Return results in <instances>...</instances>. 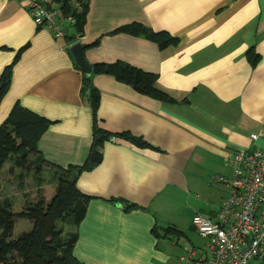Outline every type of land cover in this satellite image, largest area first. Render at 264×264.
<instances>
[{
  "label": "crops",
  "instance_id": "0c3cea01",
  "mask_svg": "<svg viewBox=\"0 0 264 264\" xmlns=\"http://www.w3.org/2000/svg\"><path fill=\"white\" fill-rule=\"evenodd\" d=\"M23 2L0 0V77L17 59L0 127L16 104L53 122L38 144L51 165L82 166L92 144L73 45L87 46L90 66L125 62L156 75V88L176 101L163 104L110 76L93 78L99 127L155 150L114 139L103 146V162L80 175L77 189L91 200L74 256L82 264H181L189 245L194 255L187 264H207L208 242L187 232L195 215L216 220L229 196L212 177L232 178L228 158L235 153L264 151V0H88L84 36L75 44L67 39L70 23H59L64 36L56 38L36 27ZM132 24L178 44L162 50L145 37L115 33ZM252 48L260 57L256 68L246 57ZM2 197L14 202L13 195ZM155 228L160 236L174 228L183 237L158 239Z\"/></svg>",
  "mask_w": 264,
  "mask_h": 264
},
{
  "label": "trees",
  "instance_id": "16d2710c",
  "mask_svg": "<svg viewBox=\"0 0 264 264\" xmlns=\"http://www.w3.org/2000/svg\"><path fill=\"white\" fill-rule=\"evenodd\" d=\"M51 5L60 6L65 17L72 18L73 36H69V44H75L84 36L85 24L89 12L88 0H50ZM115 33L129 36L145 37L155 42L162 50L176 46L178 40L167 33H154L139 24L122 27ZM95 42L93 46H96ZM87 46L84 47L86 49ZM252 68L260 63V57L252 48L247 53ZM17 60V59H16ZM15 60V62H16ZM14 62V63H15ZM14 63L12 65H14ZM7 67L0 77V103L7 95L12 78L13 66ZM105 75L118 82L130 86L137 93L168 104L176 103L167 94L156 88L158 77L146 73L128 64H93L91 74H83L81 97L89 103L92 113V144L88 157L82 166L61 167L51 165L41 153L38 144L53 122L16 104L8 118L0 127V174L8 163L23 172L17 177L21 182L26 174L32 175L37 191V199L25 203L20 211L15 212L13 202L3 198V187L0 184V264H82L74 256V248L78 242V227L87 213L91 197L77 189V181L83 173L92 172L103 162L102 149L106 142L114 139L124 140L141 149H154L141 138L129 133H109L99 127L98 110L100 95L93 85V78ZM79 171L75 181L73 173ZM50 173L56 183L52 198L47 201L43 197L42 186L46 183L45 173ZM118 201V200H117ZM112 200V202H117ZM124 203V201H118ZM134 205H127L126 211L136 210ZM18 220L32 223L28 232L14 238V228ZM71 230L66 232L65 226ZM153 236L159 238H180L182 233L174 228L163 230L162 235L157 228ZM263 261L264 256L261 259Z\"/></svg>",
  "mask_w": 264,
  "mask_h": 264
},
{
  "label": "built area",
  "instance_id": "2783aa9c",
  "mask_svg": "<svg viewBox=\"0 0 264 264\" xmlns=\"http://www.w3.org/2000/svg\"><path fill=\"white\" fill-rule=\"evenodd\" d=\"M11 1V0H8ZM36 27L50 28L56 38L64 36L60 22L73 25L72 18L61 10L50 8V0H23ZM253 135L252 139L257 140ZM233 176L228 179L214 175L213 181L229 189V196L216 220L195 215L192 226L208 242L210 258L207 264H251L264 256V151H239L228 158ZM181 264L190 262L194 255L185 246Z\"/></svg>",
  "mask_w": 264,
  "mask_h": 264
},
{
  "label": "rangeland",
  "instance_id": "374dc122",
  "mask_svg": "<svg viewBox=\"0 0 264 264\" xmlns=\"http://www.w3.org/2000/svg\"><path fill=\"white\" fill-rule=\"evenodd\" d=\"M6 167L7 168L5 173L0 176V184L3 187L2 193L3 195H13L14 202L12 204L14 205V210L18 212L25 205V203H30L37 199L35 183L33 178H31L32 175L29 174L23 176V180L21 182L17 177H22L23 172L14 168L13 163H8ZM7 178H9L10 180ZM44 178L46 179V183L44 184V186H42L43 197L45 198V192L47 195L53 196L55 192L54 189H56V183H54L50 173L48 172L45 173ZM10 181L12 183H10ZM31 225L32 223L27 220H18L14 228V238L18 237L23 232H28L31 229ZM65 227L66 232H69V230H71V227H69V225ZM187 233V235L189 236L195 235L200 239V236L194 229L192 230L189 228Z\"/></svg>",
  "mask_w": 264,
  "mask_h": 264
},
{
  "label": "water",
  "instance_id": "95a60500",
  "mask_svg": "<svg viewBox=\"0 0 264 264\" xmlns=\"http://www.w3.org/2000/svg\"><path fill=\"white\" fill-rule=\"evenodd\" d=\"M83 50L84 47L81 44H75L69 49V52L74 59V64H76L84 74L89 75L91 74V66L89 63H87ZM78 175L79 171L73 173L71 176L72 181H75Z\"/></svg>",
  "mask_w": 264,
  "mask_h": 264
}]
</instances>
